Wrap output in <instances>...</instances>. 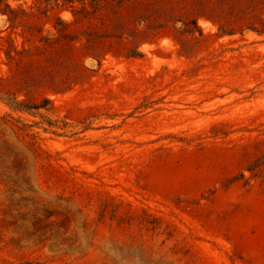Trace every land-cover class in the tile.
Masks as SVG:
<instances>
[{
	"label": "rangeland",
	"instance_id": "1",
	"mask_svg": "<svg viewBox=\"0 0 264 264\" xmlns=\"http://www.w3.org/2000/svg\"><path fill=\"white\" fill-rule=\"evenodd\" d=\"M8 1L0 264H264V0Z\"/></svg>",
	"mask_w": 264,
	"mask_h": 264
},
{
	"label": "trees",
	"instance_id": "2",
	"mask_svg": "<svg viewBox=\"0 0 264 264\" xmlns=\"http://www.w3.org/2000/svg\"><path fill=\"white\" fill-rule=\"evenodd\" d=\"M58 2L59 0H55ZM73 1V0H69ZM95 3H97L99 6H102L104 3H108L109 0H93ZM114 2H121L123 0H112ZM16 11V9L9 3L8 0H0V13L6 14L9 17H11V14H13ZM15 105H19V102L16 101ZM40 107V106H37ZM24 109V108H20Z\"/></svg>",
	"mask_w": 264,
	"mask_h": 264
}]
</instances>
